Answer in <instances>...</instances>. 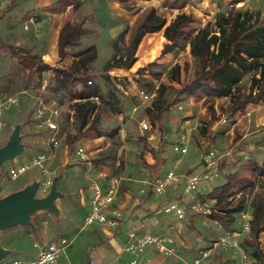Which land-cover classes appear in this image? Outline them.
Masks as SVG:
<instances>
[{
    "label": "rangeland",
    "instance_id": "374dc122",
    "mask_svg": "<svg viewBox=\"0 0 264 264\" xmlns=\"http://www.w3.org/2000/svg\"><path fill=\"white\" fill-rule=\"evenodd\" d=\"M56 1L58 0H13V2L8 3L3 8L5 10L0 12V15H3L0 18V43L15 45L14 51L16 54L37 56L39 58L40 43L36 41V26L34 23L29 22V17H35V20L39 23L44 16L50 22L51 16H47L49 12L42 11L41 6L30 8L36 2L45 4ZM86 1L88 4L85 7H81L77 11L76 17H74V24H80L83 29L79 42L80 46L78 45V47L94 46L96 55L92 60L85 63V67L81 68V71L87 72L88 79L91 80V84L87 85L89 87L97 86L100 90V95L103 97V99L98 97L96 102L97 109L90 117L87 125L91 126L90 130L83 129L79 132L76 118L73 116L72 120L69 119L70 112L67 111L74 103L72 98L75 96V92H79L83 88V81L75 80L72 83V87L70 85L65 92L56 87V82L52 87L46 86L43 90V82L47 81L49 85L51 79H53L51 72L41 71L43 67L41 68L40 65L32 68L25 67L17 63V56H10L0 52V93L4 95L15 94L18 98V102L13 104L4 114L5 127L0 131V147L6 145L16 127H19L22 137L21 142L24 146V150L20 155L12 160L3 162L0 166V198L23 189L27 183V185H30L33 181L43 180L46 177L42 172L43 167H45L50 171L51 184L54 179H57V189L63 194L60 198L63 199L62 202L60 203L57 199L55 204L60 203V206L65 208L66 204L74 201L79 203L82 196L85 198V203H90L88 198L90 193L89 179L86 174L85 162L75 161L71 170L62 168L56 161L55 156L42 165L33 163V158L38 153L47 151L42 144V133L36 131L35 109L37 98H42L47 104H52L54 100L58 104L57 106L61 110V118L59 120L61 142L69 147L70 155L75 157L76 147H83L86 149L89 161L92 164L108 165L111 167V174L114 176L122 175V172L127 169V173L124 172V174H129L132 177L136 176L140 171L150 168L145 157H149V154L146 153L147 151L143 147L141 137L146 138L150 133L154 132L158 135L161 133L160 123H152L155 111H148L152 102L143 101L139 91L156 93L160 86H164L167 89V98L170 99L173 95V88L179 89L196 71L195 60L189 52L187 41L180 40L179 43L171 45L166 53L163 51L169 45L168 41L164 42L157 54L153 56H149L150 51L147 50L145 52L146 58L141 61L139 66L133 69H129L130 65L126 69L111 68L104 77L99 72L103 65L112 57L115 48L119 56L125 55L127 44L134 29L141 23L150 8H154L158 15L165 18L166 24H169L180 13L176 12L177 8L184 5V2L192 3L191 1ZM202 1L196 0V4L200 5ZM9 5L13 7L6 12ZM230 9L248 13L259 12L261 17H263L264 0H215L205 7L203 14L196 12L191 14L197 19L196 21L200 27L209 21H213V17L216 14L227 12ZM42 12L46 15L43 16ZM71 15H73V12H71ZM25 26L26 29L24 28ZM159 34L163 35V30L150 36L157 38ZM49 37L52 38V34H49ZM75 54V48L66 51L60 68L69 66ZM176 64L179 65L178 80L173 81L171 72ZM54 69L56 68H52L53 73ZM46 73H49V75H46ZM252 75L253 72L244 74L239 82L238 85L242 95L249 92ZM179 104L181 109H177ZM170 107L171 110L167 114V118L168 121L172 119V123L166 121V126L162 125L164 132H166V140L163 144L167 155L171 160L173 159V162L174 160H181L179 154L174 152L172 145L177 142L178 138L176 137L181 132L180 130L184 134L185 128L175 129L173 123L179 121V124L183 125L185 120H189L186 128L191 129L189 130L191 136L190 145L196 146L198 153L202 154L207 149L213 148L220 156L219 177L214 181L213 186H219L223 182L224 175H226L224 173L228 172L231 191L226 196L206 194V197L203 196L199 199L204 200L206 203L208 202L206 199L211 200L212 202L207 203L208 205L218 211L220 209L222 215L223 212L225 213L230 231H227L228 229L224 227L222 228L212 216L196 213L190 208V204H185L182 233L180 235H176L173 231H168L167 233V235L179 241V250L175 253H177L176 256L178 255L181 258V262L173 257L171 259L173 261H169V264L175 263L174 261L176 260L177 264L191 261L200 251L211 247L219 237L227 236L232 231L239 232V235L229 240H235L242 249L247 250L253 258L251 261L264 264V249L262 250L260 247L259 236L254 241L252 230L247 233L243 232L240 218V212L248 210L252 216L251 227L257 223L259 227L264 228V180L258 177L260 174H263L261 176L264 177V160L261 161L262 163L257 162V158L253 156L257 154V151L245 152L246 147L241 146L237 150L233 148L235 150L231 152L228 156L229 158L224 159V162L222 154L231 149L239 136L237 131L235 132V129H233L235 141L233 140L230 143L228 137H223L225 132L234 128L232 116L226 113L230 107L229 97L217 98L205 86L196 97L189 98L184 96L183 98H178L176 103ZM236 113L249 115L248 112H245V109ZM223 119L226 121L223 122ZM142 122H147L149 126L151 124L150 131L140 133V124ZM213 122L215 123L212 131L217 128L215 134H213L214 130L212 133L213 137H203L200 133L201 128L210 129ZM161 137L163 136L161 135ZM241 151L245 152L240 153L241 156H246V158H240L237 155ZM192 155H194L193 148L190 147L188 157ZM252 156L253 158H250ZM173 165L169 170L173 168ZM178 165L176 166V171L179 173L185 163L182 161ZM20 166H27V168L16 178H10L11 170H16ZM60 174L63 175L61 178H59ZM213 186L210 187L209 192L213 189ZM245 187H249V189L247 188L245 193L240 194V190ZM131 189L135 195L141 194L137 185L132 186ZM181 189L184 192L183 185ZM46 195L47 193L43 194L39 190L36 193V197H45ZM85 207L79 223L73 226V230L74 228L78 229L83 223V215L86 212ZM255 210L258 211L257 222L255 221ZM30 221L31 225H17L0 231L1 245L4 249L10 251L7 259H35L37 248L33 244L35 242L39 243L40 239L43 238L42 235L58 236L59 234H65L72 236V230L67 231L65 229L67 224L59 214H53L50 211H39L31 215ZM90 229L91 226L85 228L82 234L77 237L73 246H77L81 242L83 234ZM44 231L46 234H44ZM255 246L259 248L262 254L263 259L260 261L256 260L252 255ZM216 253L217 255L214 258ZM155 256L160 257L157 254ZM165 262L166 260L164 259ZM208 262H212V264H242L233 246L218 248L216 252L211 254L207 264Z\"/></svg>",
    "mask_w": 264,
    "mask_h": 264
},
{
    "label": "trees",
    "instance_id": "16d2710c",
    "mask_svg": "<svg viewBox=\"0 0 264 264\" xmlns=\"http://www.w3.org/2000/svg\"><path fill=\"white\" fill-rule=\"evenodd\" d=\"M69 4H73L72 10H76L80 6L79 2L62 0L58 7L50 10L61 11ZM196 20L193 14L180 12L169 24H166L165 18L158 15L154 8H150L141 23L134 29L127 44L125 55L119 56L115 48L112 57L100 69L101 76H106L111 68L126 69L130 65L129 69H133L139 66L141 61L146 58L145 52L147 50L150 51L149 56H153L157 54L166 41L169 42V45L164 49V53L168 51L171 45L179 43L180 40H185L189 45V52L195 60L196 71L179 89L173 88V95L170 99L167 98L166 87L160 86L157 89L151 108H148L149 112L155 111L153 120L160 121L163 113L174 105L178 98L195 95L199 89L205 86L217 98L229 97L230 107L226 111L227 115H233L237 111L245 109L249 103L264 93V16L261 17L259 12L248 13L230 9L227 12L216 14L214 21H209L204 26L199 27ZM82 30L80 24H73L70 18L65 19L57 38L58 55L61 59L66 55L65 48L67 46L79 44ZM160 30H163V35L159 34L157 38L150 36ZM15 48L13 45L0 43V52L17 56L20 65L30 68L37 65L44 66L37 56L16 54ZM95 55V47L90 46L76 53L75 59L69 66L54 69L57 87L66 89L77 79L83 81V88L75 97L80 101H75L71 105L79 132L83 129H91V126L87 125L90 117L96 111L97 105L90 98L97 96L103 99L97 86L89 87L87 85L89 81L87 72L81 71V68L85 67V63L92 60ZM249 72H253L251 86L249 92L242 95L238 84L243 75ZM171 73L172 80H178L179 65H174ZM214 123L211 124L210 129L201 128L200 133L203 137H211ZM160 127L161 133L164 134L163 127ZM141 140L143 147L155 160L154 172L156 173V170L162 165L158 152L161 151L164 141L161 138L159 149L156 151L146 144L143 137ZM230 191L231 182L227 179L225 184L213 188L207 195L220 194L226 196ZM197 197L202 198L203 196L197 195ZM254 214L257 222L258 211L255 210ZM211 216L222 227L228 229L227 231H230L225 214L216 213ZM251 230L253 240L256 241L264 228L255 223ZM252 255L256 260L263 259L259 248L256 246Z\"/></svg>",
    "mask_w": 264,
    "mask_h": 264
},
{
    "label": "crops",
    "instance_id": "0c3cea01",
    "mask_svg": "<svg viewBox=\"0 0 264 264\" xmlns=\"http://www.w3.org/2000/svg\"><path fill=\"white\" fill-rule=\"evenodd\" d=\"M73 1L79 2L77 0H73ZM189 1L196 4V0H189ZM10 2H13V0H0V12L2 10H5L3 9L4 6H7V4ZM61 2L62 0H58L54 3H45V4L44 3L40 4L36 2V4L30 8L32 9V8H36L37 6H41L42 11L45 10L49 12V14L51 13V15L47 14V16H51L50 22H48L49 19L44 16L46 14L42 12L44 16L42 18L43 20H41V22L39 23L37 21L36 23H34V25L36 26V37H37L36 41L40 43V47L38 51L39 52L38 54L40 55L39 59L42 61L44 65V66H41V68L43 67V70L41 71L51 72V77L53 78L51 79V82L49 85L47 84V81L43 82L42 84L43 90L46 88V86L52 87L53 85H55V82H56V79H54L55 73H53L52 68L60 67L61 63L63 62L62 60L63 58L61 59L58 55L57 38H58L59 31L65 19L70 18L71 22L74 24V17H76L77 11L81 7L83 6L85 7V5L88 4L87 1L84 0L82 2L80 1L81 3L79 2L80 6L76 10H72L73 4L67 5L61 11H51L50 10V9L58 7ZM208 4L209 3H205V1H202L200 6L205 5V7H207ZM12 7H13L12 5H9L6 9V12ZM71 12H73V15H71ZM180 12L182 11L180 10ZM46 22H48L47 25H45ZM49 34H52V38L49 37ZM78 45L80 46V44ZM78 45L67 46L65 50L69 51L72 48H75V52L78 53L90 47V46L78 47ZM74 59L75 57L72 60ZM46 75H49V73H46ZM56 87H57V83H56ZM70 87H72V83ZM57 88H60L63 92H65V90H67L68 87L66 89L61 88V87H57ZM201 90L202 89H199L198 93ZM79 92H75V96H73L72 101L74 102L80 101L79 99L75 98L77 97ZM198 93H196L195 95H188V97L194 98L198 95ZM52 104H55L56 106L58 105L55 100L52 102ZM177 107H178L177 109H181L180 104ZM170 110H171V107H169V109L163 113L160 121L153 120L152 123L158 122L160 123V126L162 125L166 126L165 125L166 121L171 122L172 120L171 119L168 121V118H167V114L170 113ZM67 111L73 112L74 110H72V108H69ZM245 112H248L249 115L235 113L231 115L232 118L230 117L231 119H233L232 121H234V124H233L234 128H232V130H228L227 132H225L223 137L224 138L228 137L229 142L232 143V141L234 140L233 129H235V132L237 131V134L239 136H238V140H236V142L231 147V149L228 150V152H225L222 154L223 160L225 158H229L228 156L231 154V152L235 150L233 148H236L237 150L241 146L246 147L245 152L246 151L247 152L257 151V154L255 153L256 155H253L254 157L257 158L256 159L257 162H261L264 160V144H262V142H264V93L259 98L255 99L252 103H250L245 108ZM187 122H189V120H185L183 125H180L179 121H175V123H173L175 129L185 128V131H184V134L186 136L185 146L187 148V151L186 153H183V154L177 152L181 159V160H178V164L180 165L182 161L185 163V165L182 166V169L179 172L180 174H184V175H189V174H192L200 170L201 164H202L201 163L202 156H203L202 153H198L197 151L198 149H196V146L190 145L191 136H190L189 130L191 129L186 128ZM150 129H151V124H150L149 130L144 131L140 129V133L148 132L150 131ZM216 130L217 128L213 129L214 133L213 131L211 132V137H213V134H215ZM36 131L39 132L38 130ZM180 131L182 133L179 132V135L176 138H178L181 134H183V131L182 130ZM161 135L163 137H161ZM42 137H43V133H42ZM161 138L163 141L166 140V132H164V134L160 133V135H158L156 132L150 133L146 138H144V140L147 145H149L150 147H152L153 149L157 151L159 149V143L161 142ZM189 146L193 148L194 155L188 157V154L190 151ZM78 147L80 146H77L76 148ZM68 148L69 147H67L66 144L64 145V143L61 142V137L59 133L58 146L52 151L50 158L55 156L56 161L58 162V164H60L62 168L66 170L68 169L71 170L73 169L72 166L74 165V162L75 161L78 162L80 160L78 159L76 155L77 150L75 152V157H74L73 155L69 154ZM245 152L241 151L237 155H239L240 158H246V156L242 157L240 154V153H245ZM146 153L149 154V157L145 156L147 158L148 164L150 165L149 169L140 171L139 173H137L136 176H132V177L129 174L128 175L126 174L127 176L124 174V172L127 173V169H126L122 172V175H120V177L123 178V181L121 182L120 191L118 192V195H117V198L114 204L116 207L120 208L121 213H122V218L117 227H107L100 223H93L91 225H88V226H91V229L88 232L83 234L81 242L77 246H73V243L76 241L77 237L82 234V231L85 228L88 227V226H83L84 220L78 229L74 228L73 230V226L79 223L81 219V214L84 211V207L86 206L85 207L86 212L83 215V218L85 219L87 214L90 212L91 203H85V198L82 196L80 198L79 203L74 201L70 204H66L64 206L65 208H62V206H60V203L62 202L63 199L59 198L58 200L60 203H56V206L58 208V214L59 216L62 217L64 222L67 224L65 229L67 231L72 230V234H71L72 236H69V235L67 236L65 234H59L58 236L42 235L43 238L40 239L41 241L38 243V245L43 246L45 244L51 243L53 241H56L60 238L65 237L71 240V242L65 248L64 252L60 256L59 258L60 264H90V261H93V264H122V263L127 262L130 259V256L123 251L126 232L129 229L134 228L138 236H142L145 234H151V235H156L159 237H165V236L171 237L167 235V233L168 231H172L169 228V226L174 224L176 219L173 216V214H166L163 211V206L168 203H172V202H178L185 206V204L189 205L191 204V202L197 199H200L197 197V195L206 197L205 195L208 194L210 187L213 186L214 181L211 183H206V182L202 183L198 187L197 191L191 192L190 194H187L182 191L181 188L183 184L181 181L173 186H169L162 195H157L154 192L152 185L156 183L160 178H162L164 174L167 173L169 168L173 165V163H176L177 160H174V162H173V159L171 160V158L167 155L166 151L164 150V144H163L161 151L158 152V157L162 161V165L159 166V169L156 170V173H155L154 172L155 160L153 159V157L150 155L148 151ZM253 156L250 158H253ZM82 162H85L86 164V174L88 175L87 177L89 180L92 178H95L101 183L106 184L109 178L113 176V174H111V167H109L108 165H104V164H99V165L92 164V162L89 161V156L87 158V161H82ZM185 171L186 173H184ZM224 174L226 175H224L223 182L219 186H221L222 184H225L227 179H229L227 175L229 173L227 172ZM60 175L61 176H59V178L63 176L62 174ZM261 175L263 174H260V176L258 177L264 180V177ZM135 185L138 186L141 194L135 195L132 192L131 187ZM215 187L216 185L213 186V188ZM247 188L249 189V187ZM247 188L246 187L243 188L242 190H240L239 193L240 194L245 193V190ZM192 193H195V194H192ZM88 198L90 201V193L88 195ZM206 201H208L207 203L212 202L211 200L209 201V199H206ZM223 214L225 213L223 212ZM44 234H46L45 231H44ZM258 236H259L258 240L261 243L260 247L263 250L264 249V230L261 231ZM173 240H174V243L170 245V247H172L176 252L179 250V241L175 240L174 238ZM155 254L160 255V257H156ZM197 255H195L194 258ZM216 255L217 253L214 254V258L216 257ZM178 257L179 256L177 255L175 258H177V260L179 259V262H181L180 260L181 258L180 257L178 258ZM164 259L166 260L165 263H164ZM171 259L172 258H167L163 254L159 253L156 249H154L153 246H149L146 248L145 253L141 260L143 263H146V264H169V261H173ZM177 260L174 262L176 263ZM24 261H28V260H24ZM183 263L186 264L188 262H183ZM208 264H212V262H208ZM247 264H252V263L249 262Z\"/></svg>",
    "mask_w": 264,
    "mask_h": 264
},
{
    "label": "built area",
    "instance_id": "2783aa9c",
    "mask_svg": "<svg viewBox=\"0 0 264 264\" xmlns=\"http://www.w3.org/2000/svg\"><path fill=\"white\" fill-rule=\"evenodd\" d=\"M84 1V0H77ZM205 3H211L215 0H203ZM184 5L179 6L176 12L185 13H199L203 14L205 5L200 6L194 3L184 2ZM207 6V5H206ZM214 21V17H213ZM211 21V22H213ZM30 23H36L35 17H29ZM26 29V26L24 27ZM88 85L91 84L89 80ZM140 97L143 101H152L156 96V93H148L144 91H139ZM90 100L95 103L98 100L97 96H93ZM18 102V98L15 94L4 95L0 93V131L5 127V122L3 120L5 112L10 109L13 104ZM37 105L35 109V120L37 130L43 133L42 144L46 147V152L38 153L33 158V163L42 165L50 159L52 151L58 146L59 143V118L61 117V110L55 104H47L42 98H37ZM74 116V111L70 112V118L72 120ZM226 120L223 119V122ZM142 130H149L150 126L147 122H142L140 124ZM186 136L181 134L178 137L177 142L173 145V150L179 153H186ZM77 157L80 161H87L88 155L83 147H78L76 152ZM220 156L218 152L213 149H207L202 156L201 169L189 174L184 175L176 171V166L178 161L174 163L173 168L169 170L162 178H160L156 183H154L153 189L157 195L163 194L165 190L171 186L182 181L184 186V192L190 194L191 192L197 191L198 187L206 182L211 183L215 181L219 176V162ZM27 166H20L16 170H11L9 176L10 178H16L21 172H23ZM42 172L45 174V178L39 181L38 190L43 194L49 192L51 186V179L49 178L50 171L43 167ZM123 178L120 176H111L106 184L101 183L95 178L89 180V190H90V212L84 219L83 226H88L93 223H100L107 227H117L122 218V213L120 208L115 206V200L117 198L118 192L120 191L121 182ZM190 208L196 212L207 216L213 214H222V212L212 208L205 201L195 200L189 205ZM163 211L166 214H173L176 221L174 224L170 225L169 228L176 234L180 235L182 233V220L185 217V206L178 202L168 203L163 206ZM241 224L243 232L247 233L251 230V213L248 210H243L240 212ZM239 235V232L232 231L228 233L227 236L219 237L211 247L200 251L199 254L193 258L190 262L186 264H207L211 254L216 252L218 248H224L225 246H233L236 249L237 255L241 260L242 264H247L251 262L252 264H258L256 261H251L253 258L249 255L250 253L242 249L233 240ZM233 238V241L229 239ZM71 240L68 238H60L51 243L45 244L43 246L34 243V247L37 248V256L35 259L24 261L17 258L7 259V257L0 261V264H60L59 258L64 252L65 248L70 244ZM174 243L172 237H159L156 235L145 234L138 236L135 229L131 228L126 232L125 243L123 246V251L130 256V259L122 264H146L142 262V257L145 250L149 246H153L159 253L163 254L167 258L176 257L175 250L170 247ZM93 264V261H90Z\"/></svg>",
    "mask_w": 264,
    "mask_h": 264
},
{
    "label": "water",
    "instance_id": "95a60500",
    "mask_svg": "<svg viewBox=\"0 0 264 264\" xmlns=\"http://www.w3.org/2000/svg\"><path fill=\"white\" fill-rule=\"evenodd\" d=\"M21 138L19 127H16L6 145L0 147V166L3 162L12 160L23 152L24 146ZM38 187L39 181H33L23 189L0 198V231L17 225H31V215L39 211L58 214L55 201L63 195L57 189V179H54L45 197H36ZM9 252L2 247L0 240V261L4 260Z\"/></svg>",
    "mask_w": 264,
    "mask_h": 264
}]
</instances>
